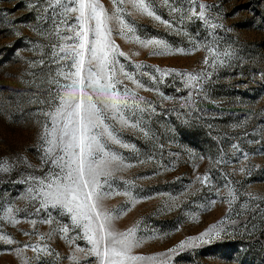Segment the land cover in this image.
I'll return each mask as SVG.
<instances>
[{"label":"rangeland","instance_id":"374dc122","mask_svg":"<svg viewBox=\"0 0 264 264\" xmlns=\"http://www.w3.org/2000/svg\"><path fill=\"white\" fill-rule=\"evenodd\" d=\"M101 2L111 14V0ZM146 3L160 20L129 4L124 17L135 32H112L125 53L117 68L143 85L117 73L123 85L116 91L135 92L143 111L134 118L125 112L137 128L117 125L134 148L111 147L131 167L114 172L109 184L120 195L103 202L115 232L135 228L130 255L144 259L127 264H264V0ZM201 4L204 19L193 14ZM74 15L55 0H0V161L11 166L0 171V264H76L73 255L79 264H101L85 255L91 246L68 215L51 206L37 212L40 199L28 192L30 177L51 171L41 142L44 125L51 127L44 113L70 83L57 73L68 71L60 49L76 43L65 39L74 35ZM135 37L167 47L145 48ZM190 75L198 77L192 86ZM221 221L219 236L195 239ZM189 238L191 246L177 247Z\"/></svg>","mask_w":264,"mask_h":264},{"label":"snow or ice","instance_id":"6c2138e0","mask_svg":"<svg viewBox=\"0 0 264 264\" xmlns=\"http://www.w3.org/2000/svg\"><path fill=\"white\" fill-rule=\"evenodd\" d=\"M111 3L113 10L109 14L101 0H66V3L65 0H55V5L64 7L66 15L75 14L71 18H74L76 23L70 29L74 35L66 36L65 39L74 40L76 43L60 49L63 53L60 60L68 62L66 65L68 71L61 70L57 75L69 80L70 83L60 86V91L51 97L56 103L54 111L44 113L51 127L49 124L44 125L41 142L44 163L51 165V171L42 179L30 177L29 179L33 180V187H30L28 192L29 194L35 192L33 199H40L41 208L37 209V212L51 206L61 209L63 214L70 217V227L82 231V239L91 246L85 253L86 256L97 257L101 264H127L128 261L144 259L141 256L130 255L131 249L138 243L134 239L135 228L128 229L126 233L115 232L112 228L114 216L104 210L103 202L113 195H120L114 192L109 184L114 172L122 167H131L124 164L123 158L112 150V145L134 148L119 138L117 125L121 128H137L138 122L130 123L125 112L126 110L131 112L134 118L136 111H143L139 107V101L135 99V92L126 86L123 95L116 91L118 85H123V81L117 78V73L119 72L137 88L143 85L133 75L124 72L123 65L117 68L119 63L117 57L125 56V53L119 51V46L112 39V32L115 30L125 37L135 32L133 27L135 22H129L124 17L125 6L129 4L140 14H146L156 20L161 18L150 10L146 0H111ZM205 8L206 6L201 4V11L193 14L204 19ZM113 23L117 25L115 29L111 26ZM211 27L216 28L220 25ZM135 42L145 48L167 47L163 41L155 39L140 40L139 37H135ZM153 54L159 53L154 51ZM60 60L56 62L59 63ZM207 62L205 58V63ZM169 71L175 70L163 71L162 75H167ZM197 79L198 77L190 75L188 85L192 86ZM52 82L59 85V81ZM129 97H132L131 103ZM139 99L142 101L143 97ZM10 167L6 161H0V171H9ZM197 179L201 183H206L208 177ZM228 194L231 197L229 200L231 204L236 196L231 189ZM8 211L11 213L13 210ZM46 222L52 221L49 219ZM222 224L223 221L212 225L206 233L195 239L203 240L208 235L219 236L224 230ZM61 231L67 234L69 226H64ZM192 239L182 241L177 247L183 248L186 244L191 246ZM169 251L173 252L175 249ZM76 252L85 250L77 247ZM71 258L79 264L76 255ZM161 264H168V260H163Z\"/></svg>","mask_w":264,"mask_h":264}]
</instances>
